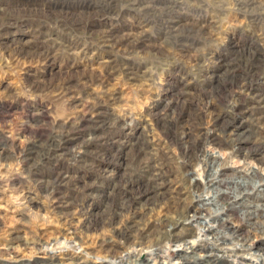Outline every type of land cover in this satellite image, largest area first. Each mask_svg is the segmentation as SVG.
I'll return each mask as SVG.
<instances>
[{"label": "rangeland", "instance_id": "374dc122", "mask_svg": "<svg viewBox=\"0 0 264 264\" xmlns=\"http://www.w3.org/2000/svg\"><path fill=\"white\" fill-rule=\"evenodd\" d=\"M125 256L264 264V0H0V264Z\"/></svg>", "mask_w": 264, "mask_h": 264}, {"label": "bare ground", "instance_id": "6f19581e", "mask_svg": "<svg viewBox=\"0 0 264 264\" xmlns=\"http://www.w3.org/2000/svg\"><path fill=\"white\" fill-rule=\"evenodd\" d=\"M212 154H214V155H217L218 157H220V158H224V156H225V154L223 153V152H213ZM236 164H239V162H236ZM263 173V172H262ZM214 226L213 225H211L210 224V222H207V223H205V225L204 226H200L199 228H198V233L196 234V236L195 237H193V238H191L190 240H188L187 242H185V243H179V244H175V246L174 247H187V248H190V247H195L197 244H198V242L199 241H201V240H208L209 238H210V232H211V230L212 229H214L213 228ZM73 245L74 246V243L72 244V242L70 241V240H68L67 238L66 239H63L62 241L61 240H59V241H57L56 242V245H58V246H64V245ZM239 244V243H238ZM55 245V244H54ZM241 245V244H240ZM238 246V245H237ZM168 248V247H167ZM152 249V248H151ZM230 249V248H229ZM232 250V249H231ZM132 252H134V251H132ZM131 254V253H130ZM135 254H136V252H135ZM167 254H168V252H167V250L164 252V253H162V251H160V250H158V249H152V250H150L149 252H148V255L150 256V260L152 259V261H154V262H158L159 260H164V259H166V257H167ZM127 255H129V254H127ZM126 255V256H127ZM126 256L125 257H122V258H120L118 261L117 260H114L113 261V263H115V264H123L124 263V261H125V259H126ZM132 256V255H131ZM262 257V256H261ZM127 258H129V257H127ZM246 258H249L253 263L255 262H258V261H260L261 260V258L260 257H256V256H254V255H252V254H248V255H246V256H244L243 258H241V257H239V256H237V257H235L234 258V261L236 262H241V263H246L245 262V259ZM109 261L111 262V260L109 259Z\"/></svg>", "mask_w": 264, "mask_h": 264}]
</instances>
